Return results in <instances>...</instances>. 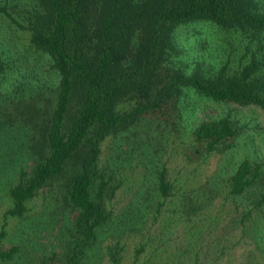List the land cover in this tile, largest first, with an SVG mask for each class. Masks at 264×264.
Here are the masks:
<instances>
[{
  "label": "rangeland",
  "instance_id": "obj_1",
  "mask_svg": "<svg viewBox=\"0 0 264 264\" xmlns=\"http://www.w3.org/2000/svg\"><path fill=\"white\" fill-rule=\"evenodd\" d=\"M256 1L264 9V0ZM42 12L40 0H0V58L6 64L0 74V230L6 231L4 247H20L0 264H42L50 256L55 264H70L80 240L79 209L68 197L73 161L28 200L23 216L6 215L13 206L10 189L41 160L40 126L57 101L59 72L32 41ZM173 47L162 68L166 76L178 70L216 77L225 66L228 76L239 75L256 58L261 66L253 78L264 80V32L255 37L210 23L184 24L174 30ZM140 101L121 100L118 111ZM223 115L242 131L233 147L209 153L194 130ZM244 159L262 162L264 170V111L256 105L185 91L179 101L142 112L101 143L92 195L104 176L110 218L83 244L81 264H264V205L257 203L264 179L243 195L231 192V177Z\"/></svg>",
  "mask_w": 264,
  "mask_h": 264
},
{
  "label": "trees",
  "instance_id": "obj_2",
  "mask_svg": "<svg viewBox=\"0 0 264 264\" xmlns=\"http://www.w3.org/2000/svg\"><path fill=\"white\" fill-rule=\"evenodd\" d=\"M32 41L47 53L59 72L56 105L40 126L41 160L32 174L10 189L13 199L6 215L23 216L28 200L58 178L73 161L68 197L79 209L78 238L70 264H81L82 246L97 237L110 218L103 200L104 176L97 196L92 186L97 177L101 143L139 114L179 101L185 91H195L219 102L256 105L264 111V80L253 78L261 62L253 58L239 75L228 76L226 66L216 77L198 72L162 68L172 55L175 28L184 24L210 23L227 30L241 29L257 37L264 32V9L256 0H40ZM9 16L10 13L6 12ZM6 69L0 58V74ZM140 99V105L119 112L118 103ZM28 109H36L26 105ZM31 115L34 114L31 112ZM242 126L229 115L203 120L194 130L206 142L209 153L233 147ZM224 145L222 148L221 146ZM262 162L244 159L231 177V192L240 196L263 181ZM160 186L168 196L170 183L161 173ZM258 205H264V184ZM0 230V261L12 260L18 245L4 247ZM42 264H55L54 256Z\"/></svg>",
  "mask_w": 264,
  "mask_h": 264
}]
</instances>
